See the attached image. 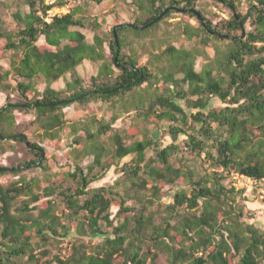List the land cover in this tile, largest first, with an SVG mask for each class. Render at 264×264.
Here are the masks:
<instances>
[{"label": "trees", "instance_id": "1", "mask_svg": "<svg viewBox=\"0 0 264 264\" xmlns=\"http://www.w3.org/2000/svg\"><path fill=\"white\" fill-rule=\"evenodd\" d=\"M103 1L56 0L49 5L46 0H23L29 10L13 13L14 31L8 30L0 16V92L14 89L20 98L8 95L0 107V147L4 152L6 143L13 141L31 154L30 159L13 165L12 172L0 171V176L19 174L26 165L33 169L38 162L40 168L48 169L47 151L31 134L19 130L18 109L33 114L36 129L43 130V137L57 146L62 134H84L74 139L77 164L74 171L69 167L68 188L63 182H52L40 194L33 191L38 187L36 181L0 184V264L27 255V264H146L149 259L156 264L158 253L151 247L168 254L171 264H261L264 231L247 221L248 210L238 203L245 192L226 182L232 174L264 180V0H248L246 13L242 0H213L232 13L230 19L216 24L205 16L200 0H132L138 14L132 27L118 29V44L114 28L126 23L124 20L117 17L103 36L99 31L105 18L85 14L91 3ZM66 6L68 13L47 19L51 9ZM177 9L183 10V19L170 23ZM192 10L200 12L205 24ZM194 18L198 27L191 24ZM76 27L92 28L94 42L73 30ZM178 39L191 46L177 47ZM8 52L12 56L5 69L1 61ZM116 55L122 67L116 66ZM200 58L204 61L199 71ZM86 60L102 62L89 87L76 73ZM69 73L74 78L66 89L52 87ZM39 77L46 83L44 91L37 87ZM183 85L189 89L184 90ZM189 96L197 97L191 113L176 101ZM92 100L110 105L111 121L94 116L83 119V111H78L74 123L68 125L66 108ZM213 100L221 106L213 107ZM130 112H136L139 123H167L173 143L161 147L157 140L146 137L127 145L121 133L113 132V123ZM140 132L136 124L130 135ZM181 134L188 137L186 149L176 144ZM104 135L109 146L102 141ZM27 139L39 149H30ZM185 150L198 157L205 155L222 171L199 175L190 168H177L175 159ZM91 153L95 158L85 171L80 162ZM114 167L122 172L115 185L92 187ZM98 168L101 171L95 173ZM181 179L187 189L174 192L157 224L154 218L159 212L146 215L147 204L154 201L140 193L151 190L153 198L159 199L165 185L175 186ZM150 180L156 184L148 189ZM128 184L130 190L121 195L117 189ZM59 190L71 222L78 223L76 234L104 238L94 252L89 253L85 243H74L69 258L56 255L49 260L48 250L41 255L34 250L35 239L48 244L51 236L66 238L71 233L54 212L52 198ZM23 194L31 200L15 212L13 203ZM132 196L142 207L128 205ZM45 199L34 207L39 215L32 216L30 205ZM130 212L135 215L130 217Z\"/></svg>", "mask_w": 264, "mask_h": 264}, {"label": "rangeland", "instance_id": "2", "mask_svg": "<svg viewBox=\"0 0 264 264\" xmlns=\"http://www.w3.org/2000/svg\"><path fill=\"white\" fill-rule=\"evenodd\" d=\"M47 1V0H46ZM243 1V11L247 12V2L248 0ZM199 6L203 10L205 16L212 21L213 23H219L222 20H228L231 18V11L228 7L219 5L213 0H200ZM70 11V8L68 6ZM18 10H23L27 12L29 9L23 5V0H0V16L2 17L3 21L5 22L6 27L10 31H14L16 28V24L13 21L12 15L13 13L17 12ZM87 12L85 13L88 17L96 18L99 16H103L106 20L103 30L99 31L101 35L104 36L105 33H108V26L116 20L117 17L124 20L126 23H133L137 17L138 12L136 11V7L133 6L132 0H104L101 4L91 3L87 7ZM64 12H61V15H64ZM183 17L181 12L177 11L176 14L173 15V18L169 21L170 23H175L176 21L182 20ZM191 24L195 27L199 26L198 19L194 18L191 20ZM249 30L252 29L251 25L249 24L247 27ZM73 30H79L90 42H94L95 31L92 28H80L76 27ZM42 43V41H40ZM175 45L179 48L186 47L189 48L191 43L186 41L185 39H178L175 40ZM107 55L109 59L111 58L110 50H107ZM12 56V52L6 53V57L4 60L1 61V65L7 69L9 68L10 59ZM204 59L200 58L197 62V69L200 71L202 68ZM102 62L93 63L91 61H84L82 65L77 68V75L83 80L84 86L89 87L91 86L92 78L98 75L100 66ZM74 75L72 73L67 74L65 77L61 78L58 82L53 84V88L56 90H64L66 89L67 82L73 80ZM37 87L40 91H44L46 88V83L42 78H38ZM184 90H188V85H183ZM8 95L15 100H19V96L14 89H11L9 93L0 92V107L6 103ZM196 96H189L187 99L180 100L176 99L178 103L188 112L191 113L195 110H191V104L193 100H196ZM212 106L218 108L221 106V103L218 100H213ZM83 111L84 117L94 116L98 120H103L106 122L111 121V113L110 112V105L103 103L101 101L92 100L86 104H79L74 103L67 107L65 110V120L68 125L74 123V117L76 112ZM17 115V123L19 125V130L25 131L28 134H31V137L34 141L38 142L40 146L47 151V155L49 158L48 169H42L39 166H35L33 169L28 167V169L20 168L19 174H7L4 176H0V184L3 186H9L12 182H20L21 185H24V180L26 182H34L38 183V187L34 188L35 193H44V189L49 187L52 182L56 183L57 185L64 184V188H68L71 186L70 183L66 182L67 173L69 171V167H71L72 171H74L77 161L74 158V139L80 138L84 136L83 133H80L77 137H73L68 134L61 135L60 145H56L49 139H45L43 137V130H37L35 125L33 124L34 116L30 112H26L23 110L18 109L16 111ZM136 124H139L141 132L138 133L135 137H131L130 130ZM167 123H160V124H151V123H139L136 119V112H130L125 116H122L116 122L113 123V132L114 133H121L125 139L127 145H131L137 140L142 141L146 137L153 138L157 140L161 147H166L173 143V139L171 135L168 133L167 130ZM29 141V140H28ZM103 143L107 146L110 145V140L108 136L104 135L102 137ZM188 141L187 135L181 134L179 140L176 144L180 145L182 149L185 148V143ZM4 152L2 151L3 148L0 147V169H10L5 170L7 172H12L13 165L20 163L21 161L28 160L31 157L28 149L23 144H18L13 141L6 143L4 147ZM94 154L91 153L88 156L83 157L80 165L83 167L85 171L88 170V167L93 164L94 161ZM108 158H104V161ZM128 161V160H125ZM27 166V165H26ZM175 166L177 168H181L184 170H188L189 168L195 170L196 173L199 175H206L211 174L214 171L221 172L222 169L215 168L211 165V163L205 158V155L202 157L196 156V154H192L191 152H182L178 157L175 159ZM101 171V168L96 169L94 172L97 173ZM122 176L121 169L118 167L112 168L108 171L105 176L100 180L95 182L92 187H109L115 185L117 180ZM234 174L229 177V180L226 182H234L233 180ZM156 183L153 181H149L147 187L151 189ZM131 185H125L117 189L121 195H124L125 191L130 190ZM187 185L183 179L179 180L175 186L165 185L162 188V195L159 199H155L152 196L151 190H144L140 194L145 196L147 200H153L154 204H147V211L146 215H150L152 212H159L158 215L155 216V222L158 224L161 221V216L165 214L166 206L171 203L173 200L172 195L174 192L182 189H187ZM245 192V197L241 196L238 198V203L240 205H245L248 210V217L247 221L251 223H255L261 230L264 231V180L257 181V183L251 187L242 190ZM60 190L58 191L57 195L52 198L54 201V212L60 218L61 224L71 228L70 235L66 238H59L56 236H51L49 243L44 244L42 240L35 239L34 240V250L36 251L37 255H41L45 250H48L50 254L47 256L46 259L52 260L56 255H59L63 259L69 258L73 253V244L77 243H85L88 246L87 251L89 253L94 252L95 247L102 243L104 238H97V239H90V238H82L76 234L77 224L76 222H71L69 218V210L66 208V205L63 201V197L59 195ZM119 199V197H117ZM31 197L25 194L19 196L14 201L15 212H17L22 206L25 204L26 201H30ZM43 200L39 204H32L30 205V211L32 216L37 217L39 215V210H34L35 206L42 205ZM128 205L131 207H142L140 203L134 198L131 197ZM118 211V205H115L113 208V213L116 214ZM183 212H186L183 210ZM197 213V212H196ZM130 217L135 215L134 212H130L128 214ZM118 223V222H116ZM176 223V222H174ZM60 232L63 233V230L60 229ZM154 253H158V258L156 260V264H171L169 255L158 251L156 248L151 247ZM29 256H22L19 258H13L10 264H27ZM55 264H58L55 262ZM146 264H151V259L147 261ZM261 264H264L262 262Z\"/></svg>", "mask_w": 264, "mask_h": 264}, {"label": "built area", "instance_id": "3", "mask_svg": "<svg viewBox=\"0 0 264 264\" xmlns=\"http://www.w3.org/2000/svg\"><path fill=\"white\" fill-rule=\"evenodd\" d=\"M56 0H47V4L51 5L54 4ZM61 12H64L65 14L69 12L68 6L63 7V8H58L55 7L53 9H51L48 12V16L47 19L50 20L51 18L55 17V16H61ZM233 185L237 190H244L246 188H251L253 187L257 181L246 176L243 174H234L233 176Z\"/></svg>", "mask_w": 264, "mask_h": 264}, {"label": "water", "instance_id": "4", "mask_svg": "<svg viewBox=\"0 0 264 264\" xmlns=\"http://www.w3.org/2000/svg\"><path fill=\"white\" fill-rule=\"evenodd\" d=\"M177 11H179V12H183V10L182 9H177ZM167 12V10L166 11H164V13H162L160 16H159V18L157 19V20H160L161 18H163L164 17V15H165V13ZM192 12L196 15V17L198 18V19H200L201 20V22L203 23V24H205V22L202 20V17H201V14H200V12L198 11V10H192ZM133 26V24L132 23H124V24H120V25H118V26H116L115 28H114V33L113 34H115V41L117 42V44H118V35L116 34L117 33V31H118V29L119 28H123V27H132ZM135 29H137V30H142L143 28H135ZM245 31H243V34H242V36H241V38L245 35ZM115 63H116V66L117 67H122L124 64L123 63H120L119 62V56L118 55H116V57H115ZM27 146L30 148V149H39V148H34V147H32V145H31V143L28 141V139H27ZM42 152H43V157H44V151L42 150V149H40ZM40 165V162H38L35 166H39ZM28 167H30L29 165L28 166H25V167H23L22 169H28ZM3 170H10V169H0V171H3Z\"/></svg>", "mask_w": 264, "mask_h": 264}]
</instances>
